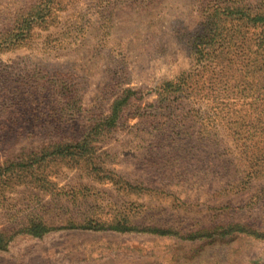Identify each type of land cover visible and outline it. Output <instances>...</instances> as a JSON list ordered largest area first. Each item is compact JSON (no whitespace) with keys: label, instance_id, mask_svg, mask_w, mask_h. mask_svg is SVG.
Masks as SVG:
<instances>
[{"label":"rangeland","instance_id":"obj_1","mask_svg":"<svg viewBox=\"0 0 264 264\" xmlns=\"http://www.w3.org/2000/svg\"><path fill=\"white\" fill-rule=\"evenodd\" d=\"M233 1L0 0V168L16 164L0 180V264H264V145L222 122L264 110V57H229L256 34L215 63L199 53L216 25L230 33ZM32 9L51 10L9 43ZM169 83L177 101L160 100ZM93 128L89 155L44 160Z\"/></svg>","mask_w":264,"mask_h":264},{"label":"trees","instance_id":"obj_2","mask_svg":"<svg viewBox=\"0 0 264 264\" xmlns=\"http://www.w3.org/2000/svg\"><path fill=\"white\" fill-rule=\"evenodd\" d=\"M248 0H239L233 1L229 6L227 17L229 24L231 25L230 33L224 35L223 29L216 25L215 31L213 33L214 42H217L212 45L211 49H200L199 53L201 57L213 58V62L222 56V53L227 54L228 48L230 45H236L238 39L241 37L240 35L244 34H256V40L254 45H248L247 49H242L240 52L230 54L229 57L232 59H238L243 63L250 64L252 62L258 61L259 57L257 54H260V57H264V0H257V6L259 9H255L253 6L247 3ZM51 9H45V13L39 18L34 14V9L29 12H25L24 15L20 16L18 22L21 26V32L15 33L14 35H8V42L14 43L17 42L19 38H21V42L27 40L29 35L32 33L35 27H38V24L44 23L45 19L48 16V13ZM219 22L221 19L218 20ZM41 22V23H40ZM254 30V31H251ZM219 46V48H217ZM217 48V49H216ZM221 50V52H220ZM208 52V53H206ZM257 55V56H255ZM218 72V71H217ZM165 89H163V93L159 96L161 101H177V97H172L171 94L177 93H185L179 87H182L180 84H165ZM164 92L171 93L170 95L164 94ZM134 93L132 89H127L124 93L118 96L112 105L111 115L106 117L104 120L108 127H111L118 123L120 118L124 113L125 107L128 105L131 95ZM167 95V98H166ZM181 96V95H180ZM179 97V96H178ZM253 100H257V98L249 97ZM254 105L256 109L253 111L254 115L252 118L247 119L244 115H236L232 116L231 114L224 116L222 122L224 124H237L240 129L236 131V136L238 138L245 140L246 142H250L251 140H255L257 144L264 145V110H260L257 108L258 102L254 101ZM237 104H235L236 106ZM264 105V104H263ZM231 112V109L230 111ZM232 113V112H231ZM93 128L88 132L83 138L77 142H70L64 144L63 146H55L52 151H43V156L45 159L56 156V157H65L72 155L86 156L89 155L92 151V138L98 134V129ZM261 160L258 159V162ZM16 167V164L9 165L5 170L0 168V180L4 178H9V176H13V168ZM12 171V172H11ZM6 172H11V174H6ZM123 221L119 222V225H116L115 230H125V223ZM86 229L99 228V225L93 223V221H89L85 226ZM127 228V227H126ZM27 231L34 236L41 237L45 233L49 231L48 227H46L42 222L38 219H34L31 221V225L27 228ZM10 243V238L0 232V250H7Z\"/></svg>","mask_w":264,"mask_h":264}]
</instances>
